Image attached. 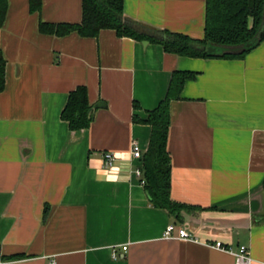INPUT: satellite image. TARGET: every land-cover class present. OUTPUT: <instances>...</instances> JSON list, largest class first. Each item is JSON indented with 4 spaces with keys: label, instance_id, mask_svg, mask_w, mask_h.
I'll return each instance as SVG.
<instances>
[{
    "label": "crops",
    "instance_id": "obj_1",
    "mask_svg": "<svg viewBox=\"0 0 264 264\" xmlns=\"http://www.w3.org/2000/svg\"><path fill=\"white\" fill-rule=\"evenodd\" d=\"M123 10L151 28L204 38L206 0H124ZM82 18L83 0H42L38 12L30 0H8L0 253L26 258L5 264H235L207 246L218 241L246 246L264 264V42L243 59H194L113 30L95 38L40 30ZM175 71L197 73L170 107L171 199L201 209L180 218L152 205L131 155L137 141L144 156L152 131L135 118L166 98ZM79 87L94 116L71 131L61 115ZM105 153L116 156L114 168ZM169 225L198 242L165 239Z\"/></svg>",
    "mask_w": 264,
    "mask_h": 264
},
{
    "label": "trees",
    "instance_id": "obj_2",
    "mask_svg": "<svg viewBox=\"0 0 264 264\" xmlns=\"http://www.w3.org/2000/svg\"><path fill=\"white\" fill-rule=\"evenodd\" d=\"M124 0H83V18L79 24L41 23L44 34L64 37L78 33L81 37H97L103 30H113L119 37L148 41L161 45L168 54L194 59H243L264 42V0H206L204 38L197 40L168 30H157L137 23L124 15ZM42 0H30V10H41ZM8 0H0V28L4 25ZM214 48L216 52L209 53ZM7 62L0 50V93L5 89ZM197 73L175 71L172 74L166 98L148 112L146 120L136 122L152 129L150 142L142 160L141 170L145 188L152 205L165 209L176 218L185 213L201 210L198 207L179 204L171 199V158L167 149L171 125L170 107L181 99L184 85L196 79ZM100 102L96 109L105 108ZM94 116L89 104L88 92L79 87L71 92L61 118L71 131L87 129ZM264 191V182H263ZM24 254L4 256L0 264L25 259Z\"/></svg>",
    "mask_w": 264,
    "mask_h": 264
},
{
    "label": "built area",
    "instance_id": "obj_3",
    "mask_svg": "<svg viewBox=\"0 0 264 264\" xmlns=\"http://www.w3.org/2000/svg\"><path fill=\"white\" fill-rule=\"evenodd\" d=\"M131 155L135 160L141 161L143 158V151L137 141H133L132 143ZM116 162L117 158L114 154H104V165L106 169L114 168ZM135 174L141 179V183L145 185V181L143 180V171L141 170V168H137ZM164 238L167 240L177 239L182 241L198 242V239L192 234H190L186 228L178 227L176 225H169L167 227L164 233ZM207 246L233 255L235 258V264H253L251 251L246 246H239L236 251L230 249L228 246L224 245L222 242L219 241L207 244ZM122 250L126 252L128 250V246H123ZM118 257L119 255L114 252L113 258L117 259ZM50 264H57V262L51 261Z\"/></svg>",
    "mask_w": 264,
    "mask_h": 264
},
{
    "label": "water",
    "instance_id": "obj_4",
    "mask_svg": "<svg viewBox=\"0 0 264 264\" xmlns=\"http://www.w3.org/2000/svg\"><path fill=\"white\" fill-rule=\"evenodd\" d=\"M208 52H209V53H214V52H216V49H214V48H209V49H208Z\"/></svg>",
    "mask_w": 264,
    "mask_h": 264
}]
</instances>
